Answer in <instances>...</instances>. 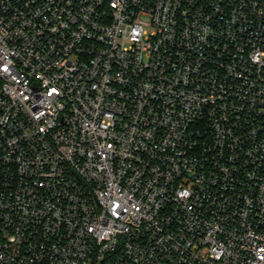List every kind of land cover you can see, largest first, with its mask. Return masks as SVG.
I'll list each match as a JSON object with an SVG mask.
<instances>
[{
	"label": "built area",
	"instance_id": "1",
	"mask_svg": "<svg viewBox=\"0 0 264 264\" xmlns=\"http://www.w3.org/2000/svg\"><path fill=\"white\" fill-rule=\"evenodd\" d=\"M0 264H264V0H0Z\"/></svg>",
	"mask_w": 264,
	"mask_h": 264
}]
</instances>
